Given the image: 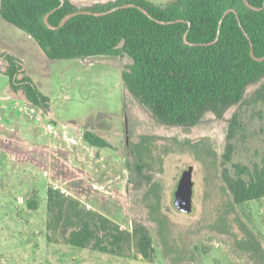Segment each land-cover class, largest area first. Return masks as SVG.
Here are the masks:
<instances>
[{
	"label": "rangeland",
	"instance_id": "obj_1",
	"mask_svg": "<svg viewBox=\"0 0 264 264\" xmlns=\"http://www.w3.org/2000/svg\"><path fill=\"white\" fill-rule=\"evenodd\" d=\"M71 1L81 8L114 0ZM3 54L23 61L51 98L49 113L11 91ZM131 63L126 53L50 59L0 16V264H264V197L235 203L224 179L225 169L249 179L264 167V76L221 118L208 112L196 124L172 125L124 84ZM87 128L112 147L87 143ZM129 160L145 165L150 182L127 168ZM189 166L193 210L185 213L175 192ZM50 186L124 229L145 224L153 259L134 247L116 255L64 242L48 228Z\"/></svg>",
	"mask_w": 264,
	"mask_h": 264
},
{
	"label": "trees",
	"instance_id": "obj_2",
	"mask_svg": "<svg viewBox=\"0 0 264 264\" xmlns=\"http://www.w3.org/2000/svg\"><path fill=\"white\" fill-rule=\"evenodd\" d=\"M247 1L250 5L245 0H172L167 5L114 0L80 8L71 0H0V16L30 34L50 59L126 53L132 63L123 69L122 80L129 91L158 121L193 125L208 112L221 118L264 76V0ZM80 10L91 13L80 12L62 24ZM2 57L11 91H22L29 103L49 113L51 98L26 73L23 61L15 54ZM83 138L95 147H112L89 128ZM127 168L150 182L140 160H129ZM248 174L249 179L234 178L224 171L235 203L264 197V167L256 165ZM47 199L48 228L58 230L64 242L116 255L134 247L153 259L145 224L124 229L54 186Z\"/></svg>",
	"mask_w": 264,
	"mask_h": 264
},
{
	"label": "water",
	"instance_id": "obj_3",
	"mask_svg": "<svg viewBox=\"0 0 264 264\" xmlns=\"http://www.w3.org/2000/svg\"><path fill=\"white\" fill-rule=\"evenodd\" d=\"M245 1L248 3L247 0H245ZM63 2H64V0H62V3ZM110 11H113V10H110ZM80 12H82V13H91V12L86 11V10H80L78 12L69 14L63 20L62 24H64L72 16H74V15L80 13ZM105 13H107V12H104V14ZM100 14H103V13H97V15H100ZM46 22H48V18L47 17H46ZM193 189H194L193 166H189L188 169L184 170V172L182 174V177L180 179V182L178 184L177 190L175 192V205L178 208V210H180L182 212H185V213L192 212V210H193V192H194Z\"/></svg>",
	"mask_w": 264,
	"mask_h": 264
}]
</instances>
